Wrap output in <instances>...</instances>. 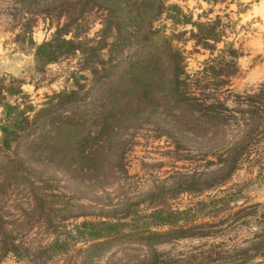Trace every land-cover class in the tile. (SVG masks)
I'll return each instance as SVG.
<instances>
[{
  "label": "trees",
  "instance_id": "1",
  "mask_svg": "<svg viewBox=\"0 0 264 264\" xmlns=\"http://www.w3.org/2000/svg\"><path fill=\"white\" fill-rule=\"evenodd\" d=\"M52 3L54 16L62 18V22L48 40L34 46L35 66L39 69L77 54L78 67L70 72L71 88L47 96L42 107L30 117L26 112L31 106L18 109L8 103L6 95L14 91L10 85L0 83V148L4 156L0 159V196L6 177L14 180L24 177L19 172L24 163L49 165L82 183L115 179L125 168L124 137H129L128 132L151 115L161 122L160 127L158 123L155 127L157 136L172 139L175 158L189 159L179 151H191L190 145L198 140L201 144L196 154L200 159L213 158L206 159L207 165L215 167L187 170L172 184L153 185L117 208L67 211L69 215L65 218L41 204L43 195L34 194V201L39 202L36 207L40 224L49 239L27 242L17 237L20 226L8 225L0 214V251L26 264H46L68 254L77 244H87L77 263L92 264V256L122 244L142 246L146 251L119 264L220 262L225 256L215 258L216 252L212 255L209 250L170 255L154 246L173 239L206 236L204 225L193 223L194 220L199 215L212 216L232 208L229 204L236 200L233 191L194 201L181 209L173 208L168 200L174 198L176 191L206 192L222 184L250 152L255 151L256 155L264 152V84L242 95V109L223 105L219 94L228 89L230 78L238 73L236 59L241 53L230 42L215 48L222 35L217 27L218 17L205 23L194 22L178 5H165L164 0H52ZM90 14H97L100 27L88 37L84 25ZM162 14L172 24H189L186 40L208 51L209 55L193 73L186 71L184 55L171 44L170 37L153 27V21ZM132 42L136 43L132 51L134 59L116 65L107 62L112 52H120ZM100 73L104 74L102 80ZM90 78L92 84L85 88ZM234 112L240 117H235ZM230 122L236 124L237 130L229 140H224ZM216 136L220 138L214 143ZM201 148L205 149L200 151ZM9 151L11 156L7 154ZM257 162L258 171L264 176V158ZM241 211L233 210L231 214L238 219L242 217ZM78 217L81 219L76 221ZM69 218L73 220L67 223ZM258 247H264V242L258 243Z\"/></svg>",
  "mask_w": 264,
  "mask_h": 264
},
{
  "label": "rangeland",
  "instance_id": "2",
  "mask_svg": "<svg viewBox=\"0 0 264 264\" xmlns=\"http://www.w3.org/2000/svg\"><path fill=\"white\" fill-rule=\"evenodd\" d=\"M171 3L178 5L182 13L194 22L205 23L218 17L217 27L222 35L215 48H220L224 42H230L241 53L236 59L238 73L230 78L228 89L219 94L220 99L226 108L242 109V95L252 93L264 84V0H224L216 3L203 0H164L165 5ZM54 5L52 0H0V83L10 85L14 91V94L6 95L8 103L17 105L18 109H28V105L31 106V110L26 112L29 117L42 107L47 96L71 88L70 72L78 67L77 54L60 58L39 69L35 66L34 46L48 40L56 25L62 22V18L54 16ZM152 25L159 33L170 37L171 44L182 51L185 69L189 74L200 68L201 62L209 53L198 46L194 47L191 40H186L191 28L189 24H172L162 14ZM84 27L86 35L93 36L100 27L97 14H90ZM183 30L185 33L181 34ZM119 33L125 35L124 30ZM135 47L136 43L132 42L120 49V52H112L113 56L107 62L116 65L134 59L132 51ZM104 59L107 60V57ZM85 75L89 77L86 72ZM100 76L101 80L104 79V74L100 73ZM91 84L90 78L86 81L85 88ZM233 115L240 117L237 112ZM1 118L2 107L0 121ZM157 123L160 127L161 122L151 115L128 132L129 137H124L127 148L124 172L106 182L82 183L49 165L22 164L19 172H23L24 177L19 180L6 177L3 181L0 196V214L3 220L8 225L20 226L17 237L24 238L27 242L46 241L49 237L41 227L36 207L39 202L34 201V194L36 197L39 193L43 195L41 204L48 209L51 207L50 210L65 218V215H69L67 211L117 208L123 201L136 198L153 185H170L179 174L187 170H203L208 164L206 159L213 160L210 157L199 158L196 153L201 142L198 140L190 145L191 151H179L187 154L189 159L178 160L174 156L176 154L172 139L164 135L157 136ZM236 130V124L230 122L225 128L224 140H229ZM219 138L220 136L214 137V143ZM203 149L205 148L200 151ZM2 152L0 148V159L4 158ZM7 154L11 156L10 151ZM263 158L262 151L258 155L255 151L250 152L222 184L201 194L176 191L174 198L168 200V203L177 209L230 191L235 192L232 197L236 200L229 204L232 205L229 210L212 216L199 215L194 220L193 223L204 225L202 229L208 235L173 239L157 244L154 248L170 255L209 250L211 254L216 252L215 255L212 254L215 258L225 256L214 264H264V247H258V243L264 242V176L257 166V159L261 161ZM214 167L213 164L207 165L208 170ZM28 183L32 186L28 187ZM247 206L249 208L245 209ZM233 210H242L239 212L242 217L235 219L237 215L231 214ZM54 212L53 215H56ZM80 219L78 217L76 221ZM72 220L69 218L66 222L70 223ZM86 245L77 244L68 254L55 257L46 264H78ZM145 251L146 248L142 246L119 244L92 256L91 261L92 264H119L132 259L131 255H140ZM0 264L26 262L17 261L0 251Z\"/></svg>",
  "mask_w": 264,
  "mask_h": 264
}]
</instances>
